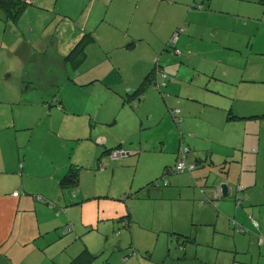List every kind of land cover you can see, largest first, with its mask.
Segmentation results:
<instances>
[{"label": "crops", "instance_id": "1", "mask_svg": "<svg viewBox=\"0 0 264 264\" xmlns=\"http://www.w3.org/2000/svg\"><path fill=\"white\" fill-rule=\"evenodd\" d=\"M26 1L23 11L27 7H44L38 2L48 3L49 0ZM212 1L56 0L55 3L59 5V16L74 21L72 26L75 25L71 27L76 37L67 45L73 46L74 41L81 34L82 36L90 34L94 39L92 44L96 41L101 42L100 36L115 35L104 41L111 50H103L98 62H92L95 75L84 77V81H79L76 70H73L75 76L69 72L64 60L67 53L57 55L60 58L50 57L49 52L44 48L45 42L39 46V40L32 39L34 30L29 32L7 25L0 27V32L3 31L0 35L3 38V41L0 40V53L5 51L0 57L8 56L9 60L19 62L14 77L11 73L6 78H1L0 82V264H55V260L60 258L66 260L64 254L68 253L70 248L75 254H69L66 264L84 250L97 257L98 255L93 253L101 249L111 253L110 264L125 262L155 264L158 261L154 257L165 251L164 246V248L160 247L157 253L160 237L157 240L155 238L153 250L151 245L141 246L135 240V235L139 231L147 232L139 229L137 223L139 214L137 207L133 206L134 203L140 204V199L122 200L123 195H130L128 192L136 187L122 190L115 195V198L111 193L114 176L125 169H135L143 153H132V155L127 152V156L119 160L115 168L104 152L117 147L127 151L129 140L127 136L129 135V138L131 134L133 136L137 128H143L145 131L153 125L164 124L166 129L169 127L168 132L173 131L177 138L178 135L170 123V118L175 126L179 127L181 122L185 120L187 122V119L194 115L186 114L184 118L181 117L182 111H186L185 105L164 92L168 86L167 82H173L174 79L165 77V69L160 64V60L158 63L160 71L152 73L153 67L149 71L147 67L143 68L142 72L135 70L132 75L123 78L124 82H120V86L115 88L117 93L122 92L124 95L123 102L117 110L116 122L112 121V107L109 106L105 110L97 109L101 114L93 121L98 122L99 125L88 123L87 115L93 113L91 104H80V94L75 95L71 91L106 78L108 71L102 73L99 65L105 60V56L108 55L111 59L108 53L110 51L126 49L128 52L124 51V53L128 54L135 63L147 65L143 61L146 53L150 60L153 55L161 54L160 52L165 50L169 38L178 37L176 41L179 42L181 35L184 34H178L181 32L179 27L182 25L185 28L184 22L186 23L190 16L193 15L191 19L197 21L199 17L226 15L222 8L216 6L212 8ZM238 1L241 4L260 2L264 5V0ZM243 10L247 9L243 8ZM22 13L17 21L5 22L18 25ZM164 13L163 22L173 17L163 30L156 28L154 29L156 33L147 34L131 32V29L142 25L144 17L155 23L161 20ZM235 13L240 15L239 10ZM206 23L205 21L204 26L197 22L189 23L190 31L194 33L184 35L188 40L181 41L180 46L177 47L184 51L187 48L192 55V49L194 50L198 45L191 40H198L199 43L211 45L200 54L210 52L214 58L220 57L216 65L218 68L215 66L216 72H212L223 78L225 82L221 85L225 86L226 90L217 89L220 93L218 96L216 93L213 96L204 95L207 99L203 100L205 101L203 105L220 111H207L211 119L205 122L209 123L210 127H222L223 130L211 129L207 139L197 138L193 134L179 140L178 147L189 149L187 161L198 164L196 170L187 176L204 181L208 187L207 192L199 190V193L197 191L192 193L197 202L195 206L212 204L206 201L202 203L201 198L219 202L210 207L218 217L217 223L220 218L227 222L225 230L227 234L224 236L232 235L233 229L237 232L235 231V235L231 236L233 238L231 250L222 251L215 246L214 260L211 258L200 260L198 255L191 260L196 264H264V243H260V240H264V77L261 79L245 77L246 80L243 76L239 77L234 69L237 68V63L231 61L235 57L230 48L233 46V41L226 39L225 42H219L220 45H217L218 42L213 39L223 27L206 26ZM245 23L241 25L239 18L227 29V32H233L238 27L242 31L251 24V22ZM254 24L264 25V11L260 21ZM103 25L106 26L105 30ZM199 27L202 29L200 30ZM230 29L232 30L229 31ZM128 36L131 37L129 42H127ZM176 41L174 48L170 50L179 51L176 48ZM147 47L153 52L148 53L145 49ZM222 48L226 51H221ZM57 53L59 54L58 51ZM179 53L181 55L182 52ZM252 56H255L253 45L250 47L246 45L243 61L247 63ZM168 63L169 61H166L165 65L169 66ZM54 64L62 71L60 78L52 76L55 75V71L52 70ZM122 65L125 67V64ZM231 71L234 73L233 78H227V74ZM147 76L152 79V84L144 95L137 99L134 95L135 91ZM54 78L57 80H54L55 83ZM30 84L32 87L28 86ZM46 85L49 89H44ZM110 85H106L103 92L106 99L112 102L114 91L109 92ZM160 85L166 86L160 89L158 87ZM240 90L246 91L240 92ZM158 93L162 99H159ZM194 96L196 99L197 96ZM93 101H96V105H100L102 99L97 100L95 97ZM161 101L165 103V107ZM173 109L180 111L179 122L174 121L170 114ZM101 118L105 119L104 122H101ZM117 125L120 128L116 134L112 128ZM97 126H101L102 129L98 131ZM108 127L110 129H107ZM188 131L192 133L191 130ZM164 142L165 140L161 139V143ZM150 149L165 152L164 146L158 148L154 146ZM169 154L175 156L176 153L172 150ZM77 167L79 168L77 183L74 187L66 189L61 184L62 179ZM100 179L103 187L99 189L97 185ZM222 183L227 186L226 197L221 195ZM238 186L243 188L244 199L241 206L237 207L233 198L236 196ZM180 187L183 186L172 188L177 191ZM159 191L164 194L166 190L162 188L155 192ZM14 193L18 195L14 196ZM37 196L46 202L36 200ZM51 203L55 207L51 206ZM127 205H131L132 208L128 210ZM57 211H60L58 216L55 215ZM65 226L70 227L71 231H64L65 229L59 231L60 227ZM121 230H125L123 236L120 235ZM56 231L60 232L58 236ZM114 234L118 239L113 238ZM117 254L118 256L122 254L123 258H118ZM165 254L168 256L166 251ZM239 254H242V257H238ZM57 264H60L59 260ZM157 264H164V261H159Z\"/></svg>", "mask_w": 264, "mask_h": 264}, {"label": "rangeland", "instance_id": "2", "mask_svg": "<svg viewBox=\"0 0 264 264\" xmlns=\"http://www.w3.org/2000/svg\"><path fill=\"white\" fill-rule=\"evenodd\" d=\"M55 1L56 0H49L48 3L38 2V4H42L41 6H44L41 8L27 7L26 10L23 11L18 25H14L12 22H5L8 20H3V14L0 12V27L7 25L11 28L16 27L18 29L28 30L29 32L34 30L32 39L39 40V46H42L45 42L44 48L49 52V56L60 58L57 55L66 54L69 52L72 46L67 44L69 41H73L76 35L73 33L74 30L72 29V27H75V25L72 26L74 21H71L68 18L62 19L59 16V5L56 4ZM212 2V8L215 6L222 8V10H225L224 12H226V15H221L222 17L220 15L206 18L199 17L197 18V21L191 19L193 15L190 16L186 20V23L184 22L186 25L185 28L182 25L179 27L181 32L178 34L181 35L184 33L183 36L181 35L179 42L176 41V48L182 52L181 55H179L180 53L175 55L173 54V51L170 50L171 47H174V45L169 43L171 38H169L165 50L160 52L161 54L158 53L153 55L152 59L149 60L146 53L143 61L144 64L147 65L135 63L128 54L124 53V51L128 52L126 49H115L112 52H108L111 56V59H109L110 57L107 55L105 56V60L99 65V70L102 71V73H105L106 70L108 71V75H106L104 80L100 79V81L96 83L88 84L82 88H76L74 91H71L75 95L80 94V104H91V112L93 113L87 115L88 123L91 125L95 123L99 125L98 122L93 121L94 118H99L101 114V112H99L97 109L100 108L101 110H105L109 106L112 107V121L116 122L118 114L117 110H119L121 103L123 102L122 97H124V95L122 92L117 93L115 88L120 86L119 83L124 82L123 80H125L128 75H132L133 71L140 70V72H142L143 68L146 67L149 71L151 67H154V60H160V64L165 69V77L174 79L173 82H167L168 86L164 89V92L169 96H174L173 98H176L175 101H179L181 104L185 105L186 111H182L181 117L184 118L186 114H191L195 117H190L187 119V122L186 120L183 123L181 122L179 127H176L170 118V123L173 125L176 134L178 135L177 138L174 136L173 131L170 133L168 132L169 127L166 129L164 124L158 126L153 125L145 131L143 128H137L134 131L133 136L132 134L130 135V138L129 135L127 136V139H129L127 141V152L135 154L143 153V156L135 169H125V171L122 173L116 174L113 179L114 182L112 183L111 193L112 197L114 198L116 197L115 195L120 193L122 190H127L134 186L136 187L131 190V192H128L130 195L133 194V196L123 195L124 198L122 200L125 201V199H129L131 201H138L140 199V204L134 203L133 206L137 207L139 214V221H137L140 227L139 229L146 230L147 232L139 231L135 235V240L139 242V245H151V250H153V244L156 243L155 238L157 240V238L160 237L158 240L157 253L160 250V247L164 248L165 246V251L168 253V256L165 254V251H161L159 256L154 257L155 260H158L155 264H157L159 261H164V264H196L191 260L196 255H198L200 260H203L204 258H211L214 260L216 251H213V249L215 246L220 248L222 251H226L227 249L231 250V245H233V238L231 236L235 235L234 233L237 232L236 230L235 232L233 229L231 231L232 235L229 237L224 236L227 234L225 232L227 229V222L220 218L217 223L218 217H216L215 211H213L210 207L212 204L205 203L201 204L202 206H195L197 202H195L196 199L193 197L192 193L194 191L199 193L200 189H203L205 192H207L208 187L204 181L199 182L198 185H196L193 181V178L191 179L186 173V175L169 174L166 178L168 181L167 187L159 186L160 188H156L153 186L155 181L162 179L164 176V171L167 169V167H173L178 152V145L180 143H178L179 140H183L184 138L192 136L193 134H195V137L197 138L202 137L207 139L211 129L223 130L222 127H210L209 123L205 122L206 120L211 119L207 111L219 110L206 108L203 105L205 103L203 100L207 99L204 95L213 96V94L216 93L218 96L220 93H218L217 89L226 90V87L221 85L223 82H225L222 80L223 78L212 72H216V67L218 68V66H216L218 65L217 61L220 60V57L214 58L210 52H205L206 54L203 55L200 54L202 53V50H205V48H210L211 45L199 43L198 40H191V42L198 45L197 47H194V50L192 49V55L191 51L187 48H185L184 51V49L177 47L180 46L181 41L186 42V40H188V38L184 35L194 33L190 31L189 23L194 24L197 22L204 26L203 24L206 21V26H218L217 28L223 27V30H219L218 35L213 40L218 42L216 43L217 45H220L219 42H225L226 39L233 41V46L230 48L232 49V53H234L233 56L235 57L232 58L231 61L237 63V68H234L237 71V75L239 77L243 76L244 79L245 77L252 79L255 77H260V79L264 77V25L254 24L255 22L258 23L260 21L261 15H263L264 11V5L260 4V2L257 4H241L238 0H213ZM101 7H103V5H101ZM240 7L241 9H239ZM197 8L199 9V6ZM243 8L247 10H243ZM177 10L179 9L177 8ZM238 10L240 15L235 13ZM172 17L168 18L169 21L164 20L163 22V19L165 18L164 13L163 17L161 18L162 21H155V23L150 22L148 17H144L142 25H139L138 28L131 29V32H143L145 34L153 32L156 33L154 29L158 28L159 30H163L165 26H168V24L171 22ZM239 18L241 25H244V22H246L245 24L251 22L250 26H248L250 28H243L241 31V28L238 27L235 31L228 33L227 29L236 23ZM199 28L200 30L202 29L201 27ZM103 29H106L105 25H103ZM231 30L232 29L229 31ZM204 31H206V28H204ZM1 33H3L2 30L0 35ZM102 33L103 32H101V34ZM81 36L82 34L79 37L77 36L78 38L73 44H75V42H77ZM114 36V34H111L107 37L100 36L101 42L96 41L91 45V47H89V45L87 47L88 49L86 48L87 59L75 72L79 81H84V77H93L95 75L96 71L94 69L93 63L98 62L99 56L102 54L103 50H111V47L104 44V41H107L108 38ZM1 39L3 41V38L0 36V40ZM130 40L131 37L128 36L127 42ZM246 45L249 47L250 45H253V54L255 55L250 57L247 63L243 61ZM145 49L148 51V53L153 52L148 50V47ZM163 49L164 47L161 48V50ZM221 51L225 52L226 49L222 48ZM4 52H1L0 54L3 55ZM164 54L167 56L164 57ZM166 61H169V66L165 65ZM122 64H125V67ZM18 65L19 62L9 60L8 56L6 58L0 57V82L3 78H6L11 73L14 77V71L18 68ZM54 66L55 67H52V70L53 72L55 71V75L52 76L60 78L62 71L58 65L54 64ZM67 67L69 72L74 75V72L69 67V65ZM167 67H169L168 70L166 69ZM233 76V71L227 74V78H233ZM163 79L168 81L164 77ZM54 80L55 78L53 79V82ZM109 84H111L109 86V92L114 91L112 102H109L106 99L103 92L104 88H106V85ZM28 86L32 87V84ZM47 88L48 85L44 86V89ZM244 91L246 90H240V92ZM95 93L97 100L102 99L100 105H96V101H93V98H95ZM194 95L197 96L196 99ZM160 98L161 97L159 95V99ZM162 105L165 107L164 102H162ZM202 109H205V111ZM96 113L98 114L96 115ZM104 120V118H101V122H104ZM213 124L218 125L216 122H213ZM104 127L106 129V126ZM96 128L98 131L102 129L101 126H97ZM119 128L120 126L118 125L114 126L112 131L117 134ZM107 129H110V127ZM188 130H191L192 133ZM161 139L165 140L164 144L161 143ZM154 146L156 148L164 146L165 152L162 153L161 151L157 150L152 151L153 149L151 150L150 148ZM172 150H174V153H176L175 156H171L169 154V151ZM147 155L151 156L146 157ZM118 162L119 161L113 162V167L116 168ZM179 186L183 187L177 188V191H175V188H172ZM97 187L99 189L103 187L101 179L99 180ZM162 188H165L166 190L164 194H161L160 191L155 192ZM137 191L139 198L134 197V193ZM128 196L129 198H127ZM36 200H39L43 203L46 202L38 196L36 197ZM200 200L202 203L205 201V199L202 198ZM215 204H219V202L217 203V201H215ZM127 208L129 210L132 208V206L127 205ZM58 212L60 213V211H57L55 213L56 216L59 215ZM63 230L70 232L71 228L66 226L64 228L60 227L59 231L62 232ZM59 231H56V236L60 234ZM124 231L125 230H121L120 235L123 236ZM113 238L118 239V236L114 234ZM123 251L121 252L123 253ZM69 254H75L72 252L71 248L68 253L64 254L66 260L63 258L58 259L60 264H66L68 262ZM93 254L98 256L92 261V264H110L109 257L111 253H107L104 251V249H101L95 251ZM163 254L164 257H162ZM121 255L118 256L117 254L118 258H123ZM238 257H242V254H239ZM58 260H55V264H57ZM111 260H113V258ZM124 264H126V262Z\"/></svg>", "mask_w": 264, "mask_h": 264}, {"label": "trees", "instance_id": "3", "mask_svg": "<svg viewBox=\"0 0 264 264\" xmlns=\"http://www.w3.org/2000/svg\"><path fill=\"white\" fill-rule=\"evenodd\" d=\"M26 2H27L26 0H0V12L3 14V18L2 19L3 20L17 21V19L19 18L20 14L22 13V11H23V9L25 7V3ZM93 42H94V39H93V37L90 34H84L81 37V39L71 47L69 52L64 57V60H65L66 64L69 65V67L72 70H77L86 61V59H87L86 48L90 44H92ZM173 54H175L174 51H173ZM175 55H177V54H175ZM156 61L159 63L158 60H156ZM158 63H157V67H159L158 71H160L161 68H160V64H158ZM156 70L157 69L155 68V62H154V67L152 69V73H154ZM151 84H152V79L151 78L149 79V77L147 76L142 81V83L139 85L138 89L135 91L134 95L137 96V99H140L144 95V93L146 92L147 88ZM165 86L166 85H160L158 87L160 89H162ZM180 149L183 150L184 153L179 154ZM114 150H116V151H123L124 150L123 152H126V153L128 151V150L126 151V149H121V147H117V148H114V149H111V150H108V151L104 152L106 154V156H108V158L112 162H117V161H119V160L124 158V157H122L119 160H112L110 158V154ZM188 152H189V149L180 147L178 152H177V155H176V158H175V163H174L173 167H169V168L167 167V169H165V171H164V176L162 177V179L158 180V181H155L153 183V186H155L156 188H160L159 186L167 187L168 186V181H167L166 178H167V176L169 174H185L186 173V174L191 175L196 170V168L198 167V164L197 163H189L187 161ZM128 153L132 154L131 152H128ZM182 156H183V159H184L186 164L193 165L194 167H193L192 170H184L182 173H177L175 171V165L180 160V157L182 158ZM78 169L79 168L77 167L75 169L76 171L75 170L72 171L71 174L68 173L64 177V179H62L61 184H62L63 187H65L66 189H70V188L74 187V185L77 183V177H78L77 170ZM193 181H194V183L196 185H198V183L201 182V180H198V179H193ZM200 191L203 192V189H200ZM131 196H133V194H131ZM134 197H136V198L138 197V192L134 193ZM205 201L206 202H211L212 204L215 205V202H214L215 200L214 201H210V200L206 199ZM234 204H236L235 200H234ZM51 206L55 207V205L52 204V203H51ZM129 251H130V254H131L132 253V249L129 250ZM95 258L96 257H93L87 250H84L83 253H81L79 256L75 257L74 259H72L69 264H90V262H92Z\"/></svg>", "mask_w": 264, "mask_h": 264}, {"label": "built area", "instance_id": "4", "mask_svg": "<svg viewBox=\"0 0 264 264\" xmlns=\"http://www.w3.org/2000/svg\"><path fill=\"white\" fill-rule=\"evenodd\" d=\"M176 37H172V39L170 40V44L171 45H174V42L176 41ZM172 49L174 47H171ZM174 53L175 54H179V51L174 49ZM155 68L157 69L156 71H158V67H157V61L155 60ZM155 71V72H156ZM170 114L172 115L173 117V120L176 121V122H179L181 120V117H180V111L178 109H173L170 111ZM184 153L183 150L180 149L179 151V154H182ZM127 156V153L126 152H123V151H112L111 154H110V158L112 160H119L121 159L122 157H125ZM193 165H188L185 163L184 159H183V156L182 158L180 157V160L176 163L175 165V171L177 173H182L184 170H192L193 169ZM242 191H243V188L241 186H238L237 189H236V196H234V200H235V203H236V206H241L242 204V201L244 199V196L242 195ZM18 193H14V196H17ZM260 243H264V240H260Z\"/></svg>", "mask_w": 264, "mask_h": 264}, {"label": "water", "instance_id": "5", "mask_svg": "<svg viewBox=\"0 0 264 264\" xmlns=\"http://www.w3.org/2000/svg\"><path fill=\"white\" fill-rule=\"evenodd\" d=\"M220 189H221V195L223 197H226L227 196V193H228L226 184H223V183L220 184Z\"/></svg>", "mask_w": 264, "mask_h": 264}]
</instances>
